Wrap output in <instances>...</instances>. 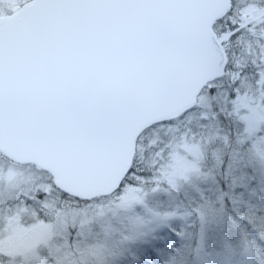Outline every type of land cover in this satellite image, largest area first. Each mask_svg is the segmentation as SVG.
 <instances>
[{
	"label": "snow or ice",
	"instance_id": "6c2138e0",
	"mask_svg": "<svg viewBox=\"0 0 264 264\" xmlns=\"http://www.w3.org/2000/svg\"><path fill=\"white\" fill-rule=\"evenodd\" d=\"M0 264H264V0H0Z\"/></svg>",
	"mask_w": 264,
	"mask_h": 264
}]
</instances>
